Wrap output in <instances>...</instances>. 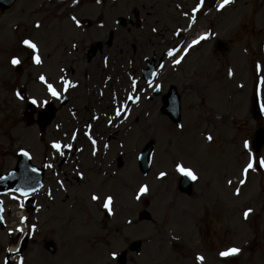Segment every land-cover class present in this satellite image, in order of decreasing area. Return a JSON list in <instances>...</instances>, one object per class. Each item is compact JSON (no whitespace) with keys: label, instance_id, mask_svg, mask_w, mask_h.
Instances as JSON below:
<instances>
[{"label":"rangeland","instance_id":"rangeland-1","mask_svg":"<svg viewBox=\"0 0 264 264\" xmlns=\"http://www.w3.org/2000/svg\"><path fill=\"white\" fill-rule=\"evenodd\" d=\"M79 2L80 6L74 7ZM150 2L159 17L162 10L168 17L172 14L162 25L166 30L185 25L186 31L183 28L180 36L189 41L198 34L197 43L201 42L195 49H190L184 61L190 69L189 74L186 79L182 76L184 81L178 85L181 127L176 128L159 113L158 100L141 97L136 104L126 103L124 96L145 95V88H140L141 83L136 88L129 85L138 75L128 79L123 74L119 93L121 104L130 106H118L121 114L114 125H108L106 120L112 107L103 109L107 117L91 123L102 130L94 132L92 129L85 139L83 134L80 135L77 142L81 144L75 146L79 145L77 147L83 151L71 155L69 166H65L60 155L55 156L58 150L53 152L49 143H60L67 135L66 141L71 146L73 138L69 140L68 137L73 128H86L95 107L82 102L87 94L95 91L93 87L91 89L93 83H100L91 77L88 79L90 70L101 64L102 57L110 61L113 52H119L121 44L122 57H118L127 63L135 46L134 40L132 33L115 21L118 17H130L133 7H148ZM188 2L186 9L192 8L195 0ZM221 2H205L199 7L197 17L189 16L186 24L178 12L162 0H108L102 5L96 0H76V3L73 0H20L0 17V173L14 167L19 150L28 151L32 163L46 170L44 192L35 197V209L23 213L27 224L23 232L30 235V239L13 264H19L20 260L22 264H70L66 257L70 249L74 261H77L74 256L83 259V262L73 261V264H115L116 255L136 240L142 242L141 250L137 255L129 253L126 264H195L192 259L195 253L202 255L206 264H264V168L260 174L253 167L247 173L243 171L250 160L252 165L255 160L260 165L264 161V147L257 156L245 147L255 128L259 124L264 126V119L255 121L249 111L261 68L264 79V0H236L217 11ZM48 13L55 16L54 20L48 19V27L35 32L31 26L33 20L47 17ZM162 17L166 19L164 13ZM85 19L91 23L88 28L80 24ZM15 24L26 27L15 31ZM110 32L114 37L113 44L105 46L102 54L88 64L85 48L93 41H105ZM216 39L228 45L227 52L220 54L214 50ZM24 40L34 43L37 52L27 51ZM151 52L137 56L134 67L141 66L142 56ZM33 55L42 63L33 64ZM13 58L21 64L18 75L13 72ZM198 63L201 71L196 74L193 69ZM65 70H68L67 78L70 76L74 82L78 81L74 90L53 83L57 77L62 79ZM41 75L45 77V83L38 81ZM165 75L160 79L164 87L168 85ZM169 82L176 84L177 81L171 79ZM48 84L52 85L58 98L49 94ZM19 87L26 90V99L35 101L36 109L45 101H51L57 108L55 119L43 134L39 133L34 120L30 126L25 124L21 116L25 102L16 94ZM137 88L139 90H135ZM61 95L69 99L64 107L58 105ZM193 129H198L197 133H211L214 142L206 144ZM91 139L96 140L93 152ZM151 140L154 141L153 159L148 174L143 176L136 158ZM187 140L189 147L191 141L192 149L202 147L203 153L199 155L177 146L181 141L186 147ZM96 151L98 153L94 155ZM172 153L175 161H182L199 177L193 185V194L180 196L174 202H170V195L166 196L169 191L177 196L173 185L176 182L175 161L168 159L172 158ZM119 159L123 162L121 167H118ZM59 172L65 174L64 179L68 178L63 182L65 190L57 185L59 177L55 174ZM159 172L167 173L166 181L155 179ZM76 173L83 174L80 181L74 179ZM244 176L245 186L241 184ZM141 186L147 189L146 192L140 193ZM47 190L50 195H46ZM92 195H97L98 201H92ZM108 198L111 214L106 215L102 199ZM2 199L5 201L6 227L0 229V264L4 262L7 250L15 246L23 234L20 232L22 223L17 219L21 201L14 194ZM145 200L153 219L151 223L137 220ZM247 210L250 212L245 219ZM198 228L199 237L196 235ZM181 235L189 241L199 238L201 250H195L192 245L183 247L179 242L172 244V239H179ZM46 239L54 241V254L42 248ZM226 247L237 248L240 253L228 260L218 258L216 252ZM80 250L82 254L77 255Z\"/></svg>","mask_w":264,"mask_h":264},{"label":"water","instance_id":"water-1","mask_svg":"<svg viewBox=\"0 0 264 264\" xmlns=\"http://www.w3.org/2000/svg\"><path fill=\"white\" fill-rule=\"evenodd\" d=\"M0 2L3 3V0H0ZM0 8L4 9L6 7H0ZM216 45L220 51L225 50V47L219 41L216 42ZM170 96L171 97L169 99H166V102H165V104L161 110L173 122L177 123L179 120L178 101L174 96H172V95H170ZM253 107H254L253 108V114L258 118L259 114H258V111L256 108L255 101H254ZM31 110H32V107L29 106L27 111L30 112ZM53 114H54V110L51 106L45 108L42 113L38 114V121L41 124L42 128L50 122V120L53 117ZM263 142H264V134L262 133V131L260 129H258L255 133V136H254L253 142H252L253 151L258 152L260 150ZM151 149H152V142L146 145V147L143 149V151L141 152V154L139 156V167L143 173H146L148 170V158L150 156ZM27 169H28V161L20 159L19 162L17 163L16 170L13 173H11L9 176L0 178V184H4V186H2L1 189H3V191H4V190H7V189L12 188V187L18 188V187H24V186L27 188H30V186L27 184V181H29V180L33 183V185H35L36 188H38L40 186V180H41L40 175L39 176L38 175H26V177H24L23 175L21 176L20 173H22V171H26ZM181 186L184 189H186L188 193L190 192V184L186 183L184 180L181 181ZM29 201H30V203H32V200H29ZM139 219L140 220H143V219L149 220L150 217L148 216V214L142 213V214H140ZM139 247H140V244L135 243L131 247V250L138 252ZM48 249L51 252H53L52 244L49 243ZM124 259H125V254L123 253L119 257V264H122L124 262Z\"/></svg>","mask_w":264,"mask_h":264},{"label":"bare ground","instance_id":"bare-ground-1","mask_svg":"<svg viewBox=\"0 0 264 264\" xmlns=\"http://www.w3.org/2000/svg\"><path fill=\"white\" fill-rule=\"evenodd\" d=\"M37 23V20L35 21V29H38V31H43L45 27L47 26V23L50 22H41ZM36 25H39V27H37ZM52 25V24H51ZM50 25V26H51ZM16 26V24H15ZM51 28H53L51 26ZM14 35V34H13ZM27 50V49H26ZM27 51H32L31 49L28 48ZM33 62V61H32ZM42 62L40 61L39 64H41ZM35 64V63H33ZM39 64H35V65H39ZM97 73V74H96ZM90 77L93 80H99L100 83L99 85L93 83V85L91 86V89L93 87L94 90H92L91 95L83 99V102H85L87 105L86 106H90V107H95L93 110L92 115H99V116H104L106 115L104 110H107V108H111L110 112H108V115L114 114L113 118L110 116L108 119V125H114L115 121L118 120L117 118L119 117V115L121 114V109H119L118 104H117V97L112 94V89L113 88H117L119 86V83L117 81H115L114 79V75L112 73V68H109V64L105 63V64H101L98 68L97 65L95 67L94 70L91 71V74H89L88 79H90ZM112 105V106H111ZM97 110V111H96ZM94 131L98 132L99 131V127H95ZM109 133V131H108ZM166 178H163V180ZM80 239V238H79ZM78 240V239H77ZM95 241L92 242V244H94ZM15 250V246H11L10 249L7 250V253H13ZM69 254H66L67 259L69 260L70 264H73L74 258L72 257L71 254V249L68 251ZM82 254V251L80 250L79 253H77V255ZM9 257H13L11 254H9ZM75 258H77V261L74 262H81L83 259L80 260L79 257L74 256Z\"/></svg>","mask_w":264,"mask_h":264},{"label":"snow or ice","instance_id":"snow-or-ice-1","mask_svg":"<svg viewBox=\"0 0 264 264\" xmlns=\"http://www.w3.org/2000/svg\"><path fill=\"white\" fill-rule=\"evenodd\" d=\"M96 2L99 3L100 0H96ZM230 2H231V0H222V2L219 4V6L217 8V11H219L222 8H224ZM73 3H76V0H73ZM36 26L39 27V25H36ZM206 38L207 37H201V39H206ZM195 43H196V41H193V44H195ZM23 44H24L25 47L31 49L33 53L37 52V46L34 43H31L29 40H24ZM189 47H191V45H189ZM168 55L172 56L173 54H172L171 51H169ZM32 59H33V63H35V64H39L40 63V60L38 59L37 56L33 55ZM179 62H180L179 60L175 61V63H179ZM11 63L13 65H16L17 63H19V61L17 59L13 58L11 60ZM39 80H40L41 83H45V77L44 76L41 75L39 77ZM63 83H65L67 86L74 87V85H68V82H66V81H64ZM47 88H48V92H49L50 95H52L54 98H58L57 97V92L53 89L51 84H48ZM17 98L19 99L20 97L18 96ZM33 103H35V101H33ZM207 139L210 140L211 137H207ZM53 147L59 149V145H55L54 144ZM245 147L247 148V144H245ZM22 155H27V153H22ZM252 167H253V165H252V162L250 160L248 165H247V167L243 170L244 173H247ZM261 167L264 168V161H261ZM177 171L180 172L182 175L187 176L189 179H192V180L196 179V176L191 171L184 169L180 165H177ZM163 175H164V173H161V176H163ZM243 183H244V181L242 180L241 184H243ZM146 190L147 189L145 187H143V186H141L140 189H139L140 193H144V192H146ZM234 194H238V193H234ZM92 199L96 200L97 197L93 196ZM109 204H110V198L105 200L104 205H103L104 208L108 209L109 208ZM249 212H250V210H247V211L244 212L245 219H247V217L249 215ZM109 214H111V213H109ZM17 231H19V229H17ZM239 251L240 250L237 249V248H230V249H228L226 251H222V252L218 253V255L220 256L221 259H225L227 257L237 255L239 253ZM202 259L203 258L200 257V256L196 257L197 262L202 261Z\"/></svg>","mask_w":264,"mask_h":264},{"label":"flooded vegetation","instance_id":"flooded-vegetation-1","mask_svg":"<svg viewBox=\"0 0 264 264\" xmlns=\"http://www.w3.org/2000/svg\"><path fill=\"white\" fill-rule=\"evenodd\" d=\"M150 8V11H153V7H149ZM143 13H145L146 11L143 10L142 11ZM140 14V13H139ZM142 15V14H141ZM148 17L150 19H152V22L149 24L148 28H153V27H156V29H154V33H157L158 35H154V36H145V35H141L140 39H141V43H144L145 41H147V43H150V42H153L154 43V47L159 49L165 39L164 37L162 36L161 32L159 31V28H158V21L154 18L153 15H148ZM145 26V25H144ZM141 33H145V30H141ZM158 51V50H157ZM152 55H156V53H153ZM162 65H163V62H162ZM166 66V65H165ZM179 75V73L177 72H172V73H169V76L166 77V81H170L171 78H174L175 76ZM171 77V78H170ZM168 85H171L170 83H168Z\"/></svg>","mask_w":264,"mask_h":264}]
</instances>
